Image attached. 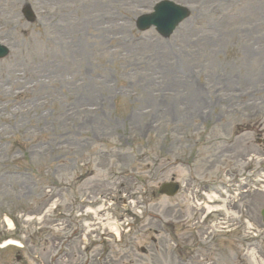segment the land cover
<instances>
[{
	"label": "rangeland",
	"instance_id": "obj_1",
	"mask_svg": "<svg viewBox=\"0 0 264 264\" xmlns=\"http://www.w3.org/2000/svg\"><path fill=\"white\" fill-rule=\"evenodd\" d=\"M157 1L0 0V40L11 48L0 61V221H16L25 254L45 257L61 239L48 228L63 206L49 208L86 186L115 197L114 218L129 196L165 217L187 216L183 165L206 184L207 141L234 140L243 154L241 139L253 137V112L264 110V0H172L192 14L167 41L133 27ZM23 3L37 13L32 25L19 14ZM175 177L182 195L159 196ZM32 217L40 220L23 222ZM15 255L0 250V264H16Z\"/></svg>",
	"mask_w": 264,
	"mask_h": 264
}]
</instances>
